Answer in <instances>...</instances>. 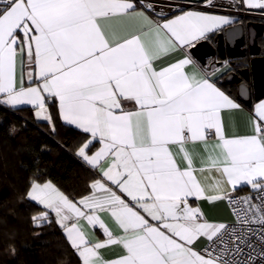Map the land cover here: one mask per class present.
I'll return each instance as SVG.
<instances>
[{
	"label": "snow or ice",
	"instance_id": "obj_1",
	"mask_svg": "<svg viewBox=\"0 0 264 264\" xmlns=\"http://www.w3.org/2000/svg\"><path fill=\"white\" fill-rule=\"evenodd\" d=\"M229 6L264 16V0ZM218 7L0 0V106H27L50 135L58 122L75 130L61 146L93 172L77 198L37 167L20 197L39 206L32 227L58 226L78 264H264V100L246 108L201 64L202 42L234 24ZM196 201H227L249 227L210 222Z\"/></svg>",
	"mask_w": 264,
	"mask_h": 264
},
{
	"label": "trees",
	"instance_id": "obj_2",
	"mask_svg": "<svg viewBox=\"0 0 264 264\" xmlns=\"http://www.w3.org/2000/svg\"><path fill=\"white\" fill-rule=\"evenodd\" d=\"M259 44L264 55V35ZM223 86L236 93V86ZM77 140V132L59 122L58 133L50 135L46 125L33 121L28 107L12 111L0 106V264H78L60 228L34 229L30 218L39 206L20 198L37 167L42 180H51L66 194H86L93 172L61 146ZM42 146L47 150L40 151Z\"/></svg>",
	"mask_w": 264,
	"mask_h": 264
},
{
	"label": "water",
	"instance_id": "obj_3",
	"mask_svg": "<svg viewBox=\"0 0 264 264\" xmlns=\"http://www.w3.org/2000/svg\"><path fill=\"white\" fill-rule=\"evenodd\" d=\"M241 17L245 19L251 16ZM252 18L264 19V16ZM234 31L240 35L231 37ZM263 35L264 21L243 20L226 27L213 41L202 42L199 47L202 65H206L208 59L218 57L221 58L220 67L224 61L229 62V68L223 73V83L236 86V94L246 105L264 97V55L259 44V38Z\"/></svg>",
	"mask_w": 264,
	"mask_h": 264
},
{
	"label": "crops",
	"instance_id": "obj_4",
	"mask_svg": "<svg viewBox=\"0 0 264 264\" xmlns=\"http://www.w3.org/2000/svg\"><path fill=\"white\" fill-rule=\"evenodd\" d=\"M175 1H182V2H184V0H175ZM211 11H213V13L216 14V15H226V16H229L231 18H234V24L235 23H238L240 21H243V20H260V21H264V19H254V18H252V16L244 19L240 15L235 14V13L229 11L228 9H212ZM255 11H258L259 12V10H253L252 12H255ZM231 25H233V24H229V25L223 26V31H224V29L226 27H229ZM218 33H220V32H218ZM218 33L213 34V39L211 41H213L215 39V36ZM262 50H263V48H262ZM218 58L221 59L220 57H218ZM208 62H209V59L207 61V64H208ZM207 64L206 65H203L205 67V70L207 72H209L210 74L213 73V72H215V76H213L212 78L215 79L216 77H219V85L224 90H226L231 96H233L234 98L239 99L238 95L235 92H232L229 89H226L223 86V83L221 81V76H222L221 74L224 73L225 71H227V69L229 68V66H227L226 68H224L222 66L221 67H218L217 65H213L209 69L207 67ZM217 69H220V71L217 72L216 71ZM239 100L241 101V99H239ZM261 100H264V97H262V98H260L258 100H253V102L251 103V105H246L243 101L242 102L244 103V105H245L246 108L250 109L254 104L258 103ZM24 107H27V106H24ZM245 120H246V115L244 113H238V114H236L235 115V118L233 120L234 130H238L241 134H243L246 131ZM238 192L246 193V192H248V189L247 188H241L236 193H238ZM195 203L198 204L202 208L205 216L207 217V219L210 222H223V223L228 224V223H230L233 220V213H232V211H231V209H230L227 201H221V202L216 203L215 205H211V204L207 203L206 201H196ZM96 234L97 235H101L100 230L97 229L96 230ZM206 243H207L206 241H203L202 240V241L199 242L198 246L203 247L204 244H206ZM114 253H115V250H108L106 252V255L112 256V255H114Z\"/></svg>",
	"mask_w": 264,
	"mask_h": 264
},
{
	"label": "built area",
	"instance_id": "obj_5",
	"mask_svg": "<svg viewBox=\"0 0 264 264\" xmlns=\"http://www.w3.org/2000/svg\"><path fill=\"white\" fill-rule=\"evenodd\" d=\"M154 2L156 3L157 5V10L159 11L160 9H163L166 13L168 12V8H167V5L170 4V3H178V2H182V1H175V0H154ZM214 2L217 4V5H220L221 7H218L216 9H228L229 11L235 13V14H238L240 16L242 15H246V16H259L261 15L258 11H255V12H244V11H237L235 7H230L229 5L232 3V0H214ZM248 194V192L246 193H243V192H238V193H235V195L237 196H241V195H246ZM255 195V193L253 194ZM229 205V204H228ZM232 213H233V210H234V207L235 206H229ZM228 225H236V227L238 229L240 228H244L245 230L249 227L248 225H243L241 223H237V217L233 214V220L228 223ZM252 228L254 229H258L260 226L259 225H251ZM249 240H252V241H255L256 238L254 235L252 234H249L248 237H247ZM257 244H259V242L257 241ZM249 251V249H247L245 247V253H247ZM244 257L241 256L240 259H243Z\"/></svg>",
	"mask_w": 264,
	"mask_h": 264
},
{
	"label": "flooded vegetation",
	"instance_id": "obj_6",
	"mask_svg": "<svg viewBox=\"0 0 264 264\" xmlns=\"http://www.w3.org/2000/svg\"><path fill=\"white\" fill-rule=\"evenodd\" d=\"M219 62H220V59H219V58H216V59H209V62H208V64H207V67L210 69L213 65H217V66H218ZM238 62H239V61H238ZM218 67H220V66H218ZM221 75H222V76H221V81L223 82V78H224L223 73H222ZM248 83H250V81H248ZM227 85H228V84H227ZM229 86H232V85H229Z\"/></svg>",
	"mask_w": 264,
	"mask_h": 264
}]
</instances>
